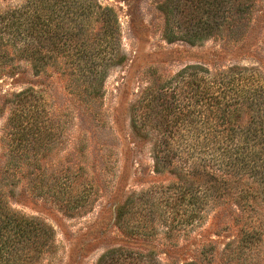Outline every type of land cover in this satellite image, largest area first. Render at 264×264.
I'll list each match as a JSON object with an SVG mask.
<instances>
[{
	"label": "trees",
	"instance_id": "1",
	"mask_svg": "<svg viewBox=\"0 0 264 264\" xmlns=\"http://www.w3.org/2000/svg\"><path fill=\"white\" fill-rule=\"evenodd\" d=\"M254 2L229 5L233 25L228 40L241 41L242 16ZM118 29L114 8L98 0H21L0 10V81L25 84L22 75L48 74L61 65L73 81L74 96H98L108 68L125 59L116 43ZM177 36L171 26L166 29L169 41ZM181 37L193 44L202 36L184 32ZM262 78L256 65L211 69L188 63L166 82L144 88L132 103L134 135L152 142V173L172 175L162 201L150 202L159 208L164 233L171 236L176 226L202 223L207 211L214 210L216 218L226 214V222L237 230L220 252L202 232L192 254L186 243L159 247L154 228L142 234L137 225L132 239L142 246L107 248L96 264H264ZM33 84L0 91V114L7 111L0 137V264H16L20 257L24 264L31 258L40 262L54 250L50 224L9 210L8 200L15 197L10 184L27 179L32 194L53 193L44 202L54 205L69 187L49 170L50 160L40 164L53 139L51 122L39 119ZM127 206L121 205L119 217L127 216Z\"/></svg>",
	"mask_w": 264,
	"mask_h": 264
},
{
	"label": "rangeland",
	"instance_id": "2",
	"mask_svg": "<svg viewBox=\"0 0 264 264\" xmlns=\"http://www.w3.org/2000/svg\"><path fill=\"white\" fill-rule=\"evenodd\" d=\"M20 1L0 0V10ZM98 1L116 11V43L125 56L123 62L108 68L98 96H74L73 81L61 65L49 68L48 74L22 75L25 84L14 86L10 79L0 81V91L34 83L39 119L51 122L53 139L51 150L40 164L46 158L50 160L49 170L69 186L55 198L54 205L44 202H50L53 193L43 189L45 195L32 194L27 179L16 186L10 184L15 197L8 200L9 210L20 216L38 217L55 232L53 252L40 262L31 258L28 264H96L107 248L142 246L132 239V227L137 225L142 234L154 228L153 241L159 247L161 243H186L192 254L197 245L194 240L202 232L214 240L220 252L237 230L226 222V214L216 218L214 210L207 211L202 223L176 226L171 236L164 233L159 208L150 202L162 201L172 175L166 171L152 173V142L134 135L132 103L144 88L166 82L185 64L194 62L211 69L229 64L256 65L261 67L264 84V0H255L242 16L244 34L240 33L241 41L237 42L228 40L233 25L228 8L233 0ZM167 25L178 35L173 41L166 38ZM184 32H197L201 40L190 44L182 39ZM6 118L4 111L0 114V137ZM27 166L24 164L23 174H27ZM126 202L127 219L118 215ZM15 263L25 261L20 257Z\"/></svg>",
	"mask_w": 264,
	"mask_h": 264
}]
</instances>
